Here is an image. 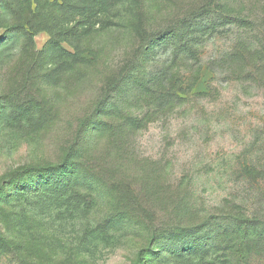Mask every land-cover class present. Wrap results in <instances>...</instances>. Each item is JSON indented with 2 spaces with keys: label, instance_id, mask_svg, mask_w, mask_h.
I'll list each match as a JSON object with an SVG mask.
<instances>
[{
  "label": "rangeland",
  "instance_id": "1",
  "mask_svg": "<svg viewBox=\"0 0 264 264\" xmlns=\"http://www.w3.org/2000/svg\"><path fill=\"white\" fill-rule=\"evenodd\" d=\"M259 221L264 0H0V264H264Z\"/></svg>",
  "mask_w": 264,
  "mask_h": 264
},
{
  "label": "trees",
  "instance_id": "2",
  "mask_svg": "<svg viewBox=\"0 0 264 264\" xmlns=\"http://www.w3.org/2000/svg\"><path fill=\"white\" fill-rule=\"evenodd\" d=\"M239 222H241V223H248V224H252V220H247V219H241V221H239ZM260 222V221H259ZM261 224H263L264 225V222H260Z\"/></svg>",
  "mask_w": 264,
  "mask_h": 264
}]
</instances>
